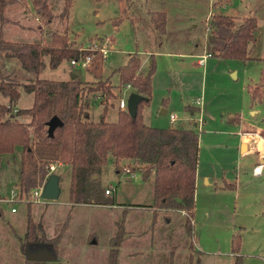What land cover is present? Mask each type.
<instances>
[{"label":"rangeland","instance_id":"374dc122","mask_svg":"<svg viewBox=\"0 0 264 264\" xmlns=\"http://www.w3.org/2000/svg\"><path fill=\"white\" fill-rule=\"evenodd\" d=\"M31 2L19 0L14 2L16 4L12 5V10L6 11L17 22L5 24L4 38L48 41L47 30H64L66 27L69 35L84 45H89L91 39L97 41L107 37L110 45L103 76H111L116 83L114 90L117 93L107 106L106 119L109 120L117 118L120 98H124L128 104L129 96L134 91L130 85H118L116 69L126 62L131 53L138 52L142 69L146 70L154 54L156 74L151 101L144 107L146 121L159 126L172 124L196 128L199 132L200 167H207L220 178L224 174L229 182L237 184L217 195L222 202L215 211L213 208L198 210L195 236L194 231L193 234L189 232L187 215L181 209L165 208L161 211L155 209L158 212L157 222L154 226H148L146 235L140 238L137 231H140L141 225L155 221L152 209L146 207L154 199L150 196L153 174L143 178L137 171L140 179L136 176V179L130 178L133 176L126 171L120 174L114 167L112 156H109L102 172L103 184L118 186L119 177H124V180L130 178L124 190H130L129 186L132 185L131 189L137 194L131 198L146 202L136 204L145 208H130L119 219L115 210L83 205L73 210L70 225L63 229V210L56 213L57 208H49L56 204L53 202L58 205L69 200L70 167L57 164L53 171L59 175L57 198L40 196L31 204L38 233L48 237L60 236L54 246L57 258L43 260L42 263L103 264L107 254L105 245L114 227L115 217L122 224L120 232L124 236L126 225L137 220L133 225L135 236L131 243H124L119 249L117 264H190L194 240L205 239L213 232L219 238L216 247H226L233 231L241 235L242 251L264 258V172H253L254 165L261 160V153L255 149L241 154L240 141L242 133L248 134L251 143H255L256 139L263 141L264 137V92L260 98L254 99L249 90V87L261 81L264 72V0H73L66 20L56 17L46 25L34 13ZM52 2L55 12L60 13L61 0ZM22 9L26 17L21 15ZM153 9L166 11L170 21L168 34L162 35L154 28L149 15ZM214 11L232 14L238 20L249 13L257 16L259 34L250 45L252 58L241 61L210 55L204 58V62L198 63L207 53L206 26ZM40 25L44 26L43 33L38 27ZM164 51L174 53L169 55ZM45 62L46 66L39 74L42 77L64 79L77 73L87 82L95 79L82 64L73 65L68 59L57 67L50 66L49 56H45ZM7 66L19 75L24 73L16 58L8 60ZM164 97L170 100L169 112L178 116L175 122H168V113L161 114ZM0 99L7 101L9 97L2 95ZM90 101L91 117L98 119L104 104L98 94L91 93ZM32 102L33 93L22 87L20 96L12 104L20 107L29 106ZM187 103L191 107H186ZM236 112H240L253 125L242 129L235 121L238 119ZM187 116L190 118L187 119ZM234 116V120L229 119ZM20 152L17 148L15 155L18 157ZM6 156L0 153V264H19L17 256L23 262L26 260L25 253L21 255L19 242L24 241L27 235L29 207L26 199L20 195L14 202L5 199L12 190L19 191L18 158L7 162ZM210 223H215L213 231H208ZM95 238L98 242L93 243Z\"/></svg>","mask_w":264,"mask_h":264},{"label":"trees","instance_id":"16d2710c","mask_svg":"<svg viewBox=\"0 0 264 264\" xmlns=\"http://www.w3.org/2000/svg\"><path fill=\"white\" fill-rule=\"evenodd\" d=\"M17 1L0 0V96L9 97L7 101L0 99V153L13 152L16 145L22 146L19 194L26 199L29 207L24 242L40 238L54 250L60 238L58 234L51 237L39 234L31 213V204L35 201L32 191L51 174V162L70 167L71 203L116 202L114 194L106 193L102 181V172L109 156H112L117 171L130 166L139 171L143 178L153 174L154 199L149 205L155 209H184L189 232L193 234L199 132L193 126H159L146 121L144 107L151 101L156 72L154 54L146 70L142 69L138 52L131 53L126 62L116 69L118 85L130 84L134 91L144 97L139 100L135 115L127 107H119L116 119H106L109 100L117 93L114 90L116 83L111 76H103L106 58L100 50L102 39H91L89 45L78 43L69 35L67 27L64 30H47L48 41L6 39L3 36L4 25L17 22L6 14V8ZM31 1L34 13L46 25L56 17L66 20L73 0H61L60 13L55 12L52 0ZM149 15L154 28L159 33H166L167 13L150 10ZM258 26V19L254 15H246L238 20L231 14L212 12L206 26L207 53L225 59L247 61L252 58L250 45L256 40L254 33ZM38 27L43 33L44 26ZM45 56H49L52 67L59 66L64 59L71 61L89 57L86 69L95 79L87 82L77 73L74 77L64 79L42 77L39 74L46 66ZM11 58L19 60L24 69L23 74L19 75L7 66ZM22 87L33 93V102L29 106L14 108L12 102L20 96ZM249 90L254 99L263 95L264 72L261 81L249 87ZM91 93L98 94L104 104L98 119L91 117ZM53 115H58L62 123L50 132L49 120ZM240 116H237L239 120ZM229 119L234 120L235 116ZM230 184L235 185L236 182ZM67 221L68 217L62 223L63 229ZM123 238L124 234L120 230L113 236L109 264H117L119 245ZM240 247L241 235L233 232L231 248L235 253L234 264H245V255ZM42 261L26 258L24 264H43Z\"/></svg>","mask_w":264,"mask_h":264},{"label":"crops","instance_id":"0c3cea01","mask_svg":"<svg viewBox=\"0 0 264 264\" xmlns=\"http://www.w3.org/2000/svg\"><path fill=\"white\" fill-rule=\"evenodd\" d=\"M16 3H12V4L8 5L6 8V11L8 12V9L12 10V5H14ZM153 10H157V9H153ZM162 11H165V10H162ZM20 13L22 16L26 17L25 11H23V9H22V11H20ZM246 15H253V14L249 13ZM246 15H243V16H246ZM6 25H4V26H6ZM169 26H170V21H169V18L167 16V30H166V33H163L162 35H166L169 33ZM258 30H259V28H258ZM164 52L169 53V55H172L174 53V52H170V51H164ZM201 62L202 61L200 58L198 60V63L200 64ZM155 74H156V72H155ZM155 74L153 76V82H154ZM169 101H170L169 98L168 99L166 98V100H163V104H162V106H160L161 114L167 115V113H168L169 114V121L168 122H175V121H171V119H170V112H169V107H168ZM17 107L18 106H14V108H17ZM186 107H191V106L189 103H187ZM199 107L201 109V106H199ZM235 114L241 115L240 112H236ZM186 118L189 119L190 117L187 116ZM177 119H178V116H177ZM203 121H204V118H203ZM235 121H237L241 125L242 129L253 125L252 122L243 118L242 115L240 117V120L235 119ZM249 139H250V137L248 136V134L242 133L240 135V141L242 143L241 154H246L247 152L253 151L255 149H257V151L260 152L259 150L262 149V147H263V141L256 139L255 143H251V141ZM17 148L20 149V151L22 152V146L16 145L15 150ZM15 150L13 152H7V153H3V154L7 155L6 156L7 162H11V160L16 161L18 158V164L17 165H18V172H19L21 152L17 157L15 155ZM199 157H200V155H199ZM260 157H261V155H260ZM117 172H120V174H123L125 172V170L123 168L121 171H117ZM263 172H264V168H263L261 173L263 174ZM255 174H259V173H255ZM18 175H19V173H18ZM138 177H139V179L141 178L140 175L137 176V178ZM122 178H123V180H121ZM130 178H135V177H130ZM130 178L128 180H124V177H119L118 181L120 182V184L118 186L115 184H114L115 185L114 186V185H112V183H105L104 184L106 187L107 186H114L113 193H111V194H114L115 199H116V202H114V203H107V204L76 203V204H73L70 202V200H67L65 202H61V204H58V205H57V202H53L56 204L51 206L49 208V210H52V208L53 209L57 208L58 210H56V213L60 209L63 210V221L66 220L68 217V221H67L64 229H67V227L70 225V221L73 217V213H72L73 210L79 209V207H81L83 205H96V206L102 207L104 210H109V211L115 210L117 216L119 215V219H120L121 215H123L130 208H134V207L145 208V206H138L136 204H144L146 202L138 201L140 199H132L131 198L137 194L134 189H131L133 187L132 185L129 186V187H131L130 190H124L125 187H128V186H125V184L130 183ZM153 178H154V175H153ZM230 183H232V182H229L226 179V176L224 174H222V177L220 178L218 174L214 173V171H210V169H208L207 167H205V168L200 167V165L198 163L197 172H196L195 210H194V215L192 217V221H193V225H194V236H195V229H196V220L195 219H196V216H198V213H199L198 210L199 209L204 210V209H208V208H213L215 211L217 209V205L222 202L220 200V198L217 197V195H220L221 193L225 192L227 187L228 188L230 186L236 187V185H237V184H235V186H234ZM151 187H152V191H151L150 196L153 198L154 197V179L152 181ZM146 207H148L149 209H152L155 221L154 222L152 221V223H150V224L141 225L140 231H137V233H139L140 238H143L146 235L148 226H150V225L154 226V223L157 222L156 216H157L158 212L155 211V207L149 206L148 204ZM162 209H164V208L157 209V210L161 211ZM181 211L186 214V211L184 209H181ZM75 213H77V211ZM60 216H62V213ZM119 219H117L115 217V219L113 221L114 227L112 229L111 235L108 236V243L105 245V249H106L107 254L105 256V261H103V264H109L110 250H111V246H112V238L114 235L117 234V232L119 230H121V226H122L121 223L119 224ZM136 221L137 220L129 222L126 225V227H127L125 229L126 233H125L123 240L121 241V243L119 245V249L123 246L124 243L129 244L132 242V240L135 236V233H136V231L133 229V225L135 224ZM214 226H215V223L214 224L210 223L208 226V231H210V230L213 231ZM15 233L18 235L17 231H15ZM218 239L219 238L216 237V235L212 232L211 235L209 233L208 237H206L205 239L200 238L199 240H196V241L194 240L195 244L194 243L193 244L195 247H194V252L191 255V263L190 264H234L235 253L232 251V248H231V236L228 238L229 244L226 247H218L217 248L216 245H217ZM92 242L96 243L98 241L95 238ZM19 243H20L19 246L21 249V255H23L24 241L20 240ZM241 247H242V245H241ZM241 247H240V251L245 255L244 256L245 264H264V258L252 256V255L242 251ZM194 254H196V256H194ZM56 255L58 256V254H56ZM17 259H19V264L25 263V260L23 262L22 258L20 259V256H17ZM16 264H18V263L16 262Z\"/></svg>","mask_w":264,"mask_h":264},{"label":"water","instance_id":"95a60500","mask_svg":"<svg viewBox=\"0 0 264 264\" xmlns=\"http://www.w3.org/2000/svg\"><path fill=\"white\" fill-rule=\"evenodd\" d=\"M255 37H257L258 31H255ZM70 76H76V73H72ZM144 97L143 94L138 91H133L128 99V107L127 109L131 114L135 115L137 113L138 102L140 99ZM62 120L58 115H53L49 120V131L52 132L54 128L61 124ZM59 175L56 173H51L44 185L42 196L46 198H57L59 194ZM24 252L27 259L31 260H51L56 259L57 255L52 247L46 243H42L37 247H29L28 241H25L23 244Z\"/></svg>","mask_w":264,"mask_h":264},{"label":"built area","instance_id":"2783aa9c","mask_svg":"<svg viewBox=\"0 0 264 264\" xmlns=\"http://www.w3.org/2000/svg\"><path fill=\"white\" fill-rule=\"evenodd\" d=\"M109 45H110V40L107 37L104 38V39H102V43L100 44V50L102 52V55L105 58L108 55ZM90 46L93 47V44H91ZM206 56H210V54L209 53H206L204 55V57H202V59H201L202 62L204 61V58ZM89 61H90V58L87 57L85 59H80V60L72 59L70 62L73 65H75V64H82L84 67H86L89 64ZM127 85L129 86L130 84H127ZM119 106L120 107H128V104L126 103V101L124 100V98H120V100H119ZM170 119H171V121H175L177 119L176 113L170 112ZM201 121H203V119H200V125H201ZM259 151L261 152V160L258 161L254 165V167H253V172H255V173H261L262 170H263V168H264V137H263V147ZM55 169H56V163L55 162H51L50 163L49 173H52ZM124 170L126 172H128V174H130L133 177H135V176L137 177V175H138L137 170L132 169L130 166H125L124 167ZM45 182H43V183L39 184L38 186H36L34 188V190L32 191V198L35 201L36 200H39L40 196H42V192H43V188H44ZM113 190H114V187L113 186H107L106 187V193L107 194L113 193ZM18 195H20L19 194V191L17 192L15 190H12V192L9 194V196H6L5 199L14 202V201L17 200ZM12 209L14 210L15 207H13Z\"/></svg>","mask_w":264,"mask_h":264},{"label":"flooded vegetation","instance_id":"af4514ba","mask_svg":"<svg viewBox=\"0 0 264 264\" xmlns=\"http://www.w3.org/2000/svg\"><path fill=\"white\" fill-rule=\"evenodd\" d=\"M42 240L40 238H34L31 242L28 243L29 247H37L38 245L42 244Z\"/></svg>","mask_w":264,"mask_h":264}]
</instances>
